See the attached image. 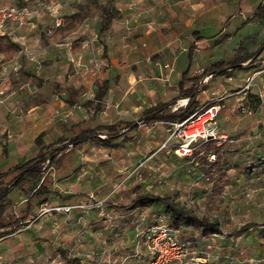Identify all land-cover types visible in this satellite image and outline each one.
<instances>
[{
  "label": "rangeland",
  "instance_id": "rangeland-1",
  "mask_svg": "<svg viewBox=\"0 0 264 264\" xmlns=\"http://www.w3.org/2000/svg\"><path fill=\"white\" fill-rule=\"evenodd\" d=\"M262 3L0 0V8L25 6L33 12L26 25L11 27L9 36L20 51L0 41V172L67 144L81 130L99 129L104 139L133 123L138 127L113 148L90 142L60 166L46 164L50 195L30 199V185L12 192L0 222L6 226L0 230V264H149L143 233L162 224L176 227L162 205L121 209L146 193L219 222L222 232L213 236L187 223L177 228L200 264H264V21L236 32ZM108 5L118 14L101 33ZM72 15L76 26L68 25ZM224 35L230 40L215 47ZM193 46L190 77L233 60L239 48L254 57L231 72L233 82L204 78L205 91L191 114L218 106V128L227 140L198 142L191 157L181 158L172 135L182 120L142 119L152 107L178 97ZM105 80L110 89L99 102L95 85ZM188 103L178 100L164 112ZM116 124L113 131L104 128ZM41 134L43 147L35 144ZM13 177L0 183L6 186Z\"/></svg>",
  "mask_w": 264,
  "mask_h": 264
},
{
  "label": "trees",
  "instance_id": "trees-1",
  "mask_svg": "<svg viewBox=\"0 0 264 264\" xmlns=\"http://www.w3.org/2000/svg\"><path fill=\"white\" fill-rule=\"evenodd\" d=\"M118 11L112 5H108L103 9L102 23L100 27L101 33H107L112 23L116 20V15ZM264 21V3L260 4L256 9V12L249 18H247L241 26L236 30L239 32L244 27L253 23L254 21ZM68 25L76 26L77 15H72L67 19ZM231 38L230 35H224L219 41H217L214 46L220 47ZM0 41L4 42L5 45H8L11 49L19 51L20 48L18 45L14 44L11 39L7 36L0 37ZM106 49V48H105ZM197 47L193 46L189 52V67L182 74L181 81L178 85V97L165 105H156L143 115L142 122L146 124H154L156 122L172 120L180 121L184 120L189 116L198 106V96L202 91L205 90L206 85H201L204 78L208 75L214 77H223L227 76L233 70H236L243 66L244 63L249 62L254 55L247 54L243 51L242 48L236 49L235 57L231 61H218L209 65L203 72L202 75L197 77H190L192 70V63L194 62L195 52ZM191 84V87H187ZM97 93L96 99L99 102L105 100L108 90L110 89V82L108 80L103 82L96 83ZM75 96L74 91H71L70 99H73ZM189 99V103L185 107L179 108L175 112L166 114L165 110H171L173 106L177 103L178 100ZM259 102V97L257 98ZM90 103V102H88ZM87 106V104L85 105ZM97 111H101V108L97 106ZM119 126L118 124L104 127L108 130H115ZM132 130H138L136 123H133L130 127H126L121 132H116L115 134L110 133L106 138H101L99 135V129H85L71 139L67 144H63L62 140H59V143H62L61 146L52 148L49 152H40L35 158L18 164L14 167L9 168L5 172H0V179L14 174L13 179L6 186H2L0 183V222L5 217L9 206L11 204L10 195L15 190H23L26 185H30V192H32V198L40 197L44 194L50 195V191L45 185L44 175L46 173L47 167L46 164L60 166L64 160L73 154L75 150H80L86 144L90 142H100L103 146L107 148H113L118 140L125 135H128ZM43 134L36 138L35 144L39 147H43ZM155 203L159 206H165L168 214L171 215L174 226L180 228L182 224L187 223L197 230H203L207 236H213L220 234L222 231L220 229L219 222L211 221L207 218H198L191 215L188 211L181 209L177 206L175 201L169 197H161L154 195L153 193H146L143 196L137 197L134 199L130 205L121 207L124 211H134L138 208L143 207L145 204ZM6 226L0 227V230L5 229Z\"/></svg>",
  "mask_w": 264,
  "mask_h": 264
},
{
  "label": "built area",
  "instance_id": "built-area-1",
  "mask_svg": "<svg viewBox=\"0 0 264 264\" xmlns=\"http://www.w3.org/2000/svg\"><path fill=\"white\" fill-rule=\"evenodd\" d=\"M33 12L28 7L0 8V31L9 24L22 27ZM61 22H58L59 26ZM250 85L246 87L248 90ZM264 101V90L260 94ZM181 108V107H180ZM245 110H249L245 107ZM220 108L216 105H206L184 120L175 123L172 139L175 140V152L181 158L191 157L198 142L226 141L227 137L220 133L217 120ZM142 238L151 255L149 264H200V259L192 257L190 244L182 240L177 228L162 224L143 233Z\"/></svg>",
  "mask_w": 264,
  "mask_h": 264
},
{
  "label": "crops",
  "instance_id": "crops-1",
  "mask_svg": "<svg viewBox=\"0 0 264 264\" xmlns=\"http://www.w3.org/2000/svg\"><path fill=\"white\" fill-rule=\"evenodd\" d=\"M10 25V26H9ZM3 31H0V37H3V36H7V37H9L10 39H11V41H12V38L9 36V34H10V30H11V27H14V24H9ZM61 27V24L59 25V27H57V29H56V31L58 30V31H62V29L60 28ZM101 27V26H100ZM55 31V32H56ZM54 32V33H55ZM13 42V41H12ZM14 43V42H13ZM14 44H16V43H14ZM17 45V44H16ZM20 48V47H19ZM106 48V49H105ZM20 51V50H19ZM104 51H108V48L105 46L104 47ZM188 62H189V57H188ZM194 63V62H193ZM193 63H192V66H193ZM248 63V62H247ZM247 63H244L243 65L245 66ZM190 64V63H189ZM189 67V66H188ZM192 71V70H191ZM232 74L230 73V74H228L227 76H223L225 79H226V81H228V82H233V78H232V76H231ZM260 76V75H259ZM182 77V76H181ZM212 78V77H211ZM218 78H222V77H214L213 79H218ZM230 79H231V81H230ZM249 78H247V80H248ZM106 81V80H105ZM181 81V80H180ZM180 83V82H179ZM179 85V84H178ZM96 86V85H95ZM238 88H242L240 85L239 86H237ZM236 87V88H237ZM230 89H232V88H230ZM232 90H234V89H232ZM205 91V90H204ZM203 91V92H204ZM96 93H97V91H96ZM241 100H243V98H241ZM239 101V100H238ZM187 106V105H186ZM183 107H185V106H183ZM40 136V135H39ZM38 136V137H39ZM36 140V139H35Z\"/></svg>",
  "mask_w": 264,
  "mask_h": 264
}]
</instances>
